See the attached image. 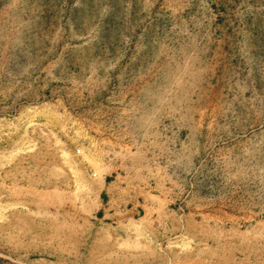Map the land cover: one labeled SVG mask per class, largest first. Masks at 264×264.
Here are the masks:
<instances>
[{"label": "rangeland", "instance_id": "374dc122", "mask_svg": "<svg viewBox=\"0 0 264 264\" xmlns=\"http://www.w3.org/2000/svg\"><path fill=\"white\" fill-rule=\"evenodd\" d=\"M0 264H264V0H0Z\"/></svg>", "mask_w": 264, "mask_h": 264}]
</instances>
